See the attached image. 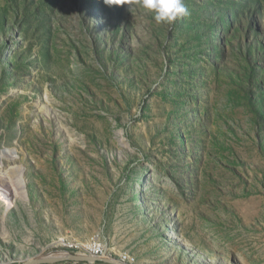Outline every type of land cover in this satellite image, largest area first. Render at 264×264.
I'll return each mask as SVG.
<instances>
[{
    "label": "rangeland",
    "instance_id": "obj_1",
    "mask_svg": "<svg viewBox=\"0 0 264 264\" xmlns=\"http://www.w3.org/2000/svg\"><path fill=\"white\" fill-rule=\"evenodd\" d=\"M184 4L0 0V264H264V0Z\"/></svg>",
    "mask_w": 264,
    "mask_h": 264
},
{
    "label": "clouds",
    "instance_id": "obj_2",
    "mask_svg": "<svg viewBox=\"0 0 264 264\" xmlns=\"http://www.w3.org/2000/svg\"><path fill=\"white\" fill-rule=\"evenodd\" d=\"M110 4V0H104ZM139 5L154 14L157 23L173 24L178 18L188 15L184 0H138Z\"/></svg>",
    "mask_w": 264,
    "mask_h": 264
},
{
    "label": "bare ground",
    "instance_id": "obj_3",
    "mask_svg": "<svg viewBox=\"0 0 264 264\" xmlns=\"http://www.w3.org/2000/svg\"><path fill=\"white\" fill-rule=\"evenodd\" d=\"M11 182H12L11 177L6 175V173L4 174L0 170V196H2L3 198H9V197H11V195H13L12 192L15 191L16 188L22 182L21 174L20 173L18 174V178H17L16 182L12 183V186L9 185V183H11ZM57 241L62 242V245L67 246V247H71L73 245H76V248H79L83 245L85 247V249L88 250L87 255H97V248H89L91 246V242H89L87 244H84V243L83 244L82 243L73 244L72 239H68V238H58ZM99 241H100V238H98V239L96 238L94 242H99ZM104 244H105V248L109 252L110 250L106 247L107 245L105 242H104ZM64 254H67V253H64ZM51 256L52 257H59L61 255L55 253V254H51ZM106 256H108L109 259H111V260H115L112 257V254H106ZM121 257H123V256H121ZM117 261H119V260H117Z\"/></svg>",
    "mask_w": 264,
    "mask_h": 264
},
{
    "label": "water",
    "instance_id": "obj_4",
    "mask_svg": "<svg viewBox=\"0 0 264 264\" xmlns=\"http://www.w3.org/2000/svg\"><path fill=\"white\" fill-rule=\"evenodd\" d=\"M75 261V262H108L111 264H126L117 260H108L103 257H96V256H90V255H83V254H76V253H70L66 256H59V257H52V256H45L38 259H32L28 260L24 264H43V263H50V262H61V261Z\"/></svg>",
    "mask_w": 264,
    "mask_h": 264
},
{
    "label": "built area",
    "instance_id": "obj_5",
    "mask_svg": "<svg viewBox=\"0 0 264 264\" xmlns=\"http://www.w3.org/2000/svg\"><path fill=\"white\" fill-rule=\"evenodd\" d=\"M96 233H100V232L98 231ZM90 239H91V246L89 248H97V255H90V256L106 258V254H112V251L108 252L107 249L105 248L104 240L101 234H100L99 242H92V237ZM72 253L87 255V249H85V253H78L75 251H72ZM130 256L132 255L128 251H125V255H123V257H120L119 261L127 264V259H130Z\"/></svg>",
    "mask_w": 264,
    "mask_h": 264
},
{
    "label": "crops",
    "instance_id": "obj_6",
    "mask_svg": "<svg viewBox=\"0 0 264 264\" xmlns=\"http://www.w3.org/2000/svg\"><path fill=\"white\" fill-rule=\"evenodd\" d=\"M108 263V262H105ZM43 264H91L89 262H75V261H61V262H50V263H43Z\"/></svg>",
    "mask_w": 264,
    "mask_h": 264
},
{
    "label": "trees",
    "instance_id": "obj_7",
    "mask_svg": "<svg viewBox=\"0 0 264 264\" xmlns=\"http://www.w3.org/2000/svg\"><path fill=\"white\" fill-rule=\"evenodd\" d=\"M97 264H106L105 262H96Z\"/></svg>",
    "mask_w": 264,
    "mask_h": 264
}]
</instances>
